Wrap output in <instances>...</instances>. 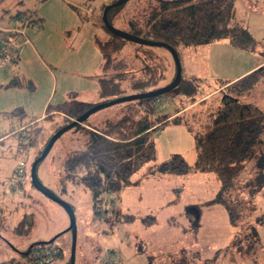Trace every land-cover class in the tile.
<instances>
[{
	"label": "rangeland",
	"instance_id": "1",
	"mask_svg": "<svg viewBox=\"0 0 264 264\" xmlns=\"http://www.w3.org/2000/svg\"><path fill=\"white\" fill-rule=\"evenodd\" d=\"M114 1L0 0V26H19L28 39L17 58L0 66V133L4 135L0 139V264H10L4 262L15 256L22 264H45L47 260L50 261L46 264H71L72 233L68 213L60 203L31 184L30 165L44 148L49 135L66 124L63 113L56 112L52 118H44L45 113L59 107L74 111L84 107L83 111H86L121 96L99 95V78L109 77L117 69L102 70L101 54L93 40L95 36L100 39L108 37L107 30L101 25V17L103 8ZM157 2L126 0L109 10V20L114 27L130 32L128 21L132 19L144 25L147 12ZM235 8L236 19L249 27L257 41L256 51L260 52L264 47V0H235ZM18 10L24 11L19 17L14 16ZM29 13V17L36 21L27 18ZM39 17L43 20L38 21ZM1 33H4L2 28ZM222 40L226 44L203 43L178 49L183 78L189 76L188 62L196 73L193 78L199 87L197 101L206 97L208 92L213 94L215 89L224 88L226 84L221 85L219 81L231 75L240 64L241 57L227 45L226 39ZM155 48L167 57L166 77L154 86H147L146 91L166 85L175 74L173 59L166 49L161 46ZM117 57L125 64L117 70L126 72L122 95L140 92L129 86L132 78L139 75L142 65L138 44L123 41ZM11 81L15 84H10ZM262 82L239 98L264 109ZM178 85L161 97L150 99L152 109L155 114H168L175 108L190 106L188 111L182 114L181 120L170 121L156 132L155 159L131 176L140 177L139 182L124 189L117 197L109 193L103 196L99 203L101 217L93 214L88 188L71 182L65 188L61 186L65 180H62V173L66 155L86 145L84 127L75 125L64 131L39 162L37 174L42 183L74 210L75 264H176L184 251L187 263L201 264L202 260L212 258L218 250L224 249L235 233L239 232L238 238L248 233V223L255 227L256 236L252 233V237H248L250 242H240L241 251H237L235 246L228 248L217 256L215 263L264 264L263 193L254 196L255 208L250 212L251 216L241 219L236 226L229 222L222 204L203 205L200 225L192 230L189 229L188 217L183 213L184 206L213 198L220 189L215 175L190 168L186 173H166L160 180L150 179L152 174L159 173L157 166L175 153L181 154L189 165L195 159L193 133L186 126L184 117L189 112L187 120L199 130L205 120V109L199 103L194 106L188 104ZM127 102L98 109L83 122L100 127L107 119H115L123 113ZM32 120H38L41 126V131L34 138L36 131ZM260 140L263 144L254 147L256 153L247 162L242 180L253 175L255 161L260 165L264 162V131ZM21 161L24 162L22 168ZM12 176H16L15 182ZM233 194L248 197L245 190L233 191ZM120 213L132 214L134 218L128 221L118 218ZM23 214H28L24 219L26 222L32 221L27 232L23 224L21 231L14 227ZM144 216H152L155 220L144 223ZM171 217L175 223L169 221ZM48 240L52 241L51 245L41 243L31 247L32 257H24L17 252L32 242ZM53 246L59 247L62 255L51 260L53 251L50 248ZM195 251L199 253L198 258L192 254ZM34 256L37 259H33Z\"/></svg>",
	"mask_w": 264,
	"mask_h": 264
},
{
	"label": "trees",
	"instance_id": "2",
	"mask_svg": "<svg viewBox=\"0 0 264 264\" xmlns=\"http://www.w3.org/2000/svg\"><path fill=\"white\" fill-rule=\"evenodd\" d=\"M23 11L18 10L14 15L19 17ZM30 13L27 18L30 21H36L29 17ZM40 20L43 18L39 17L38 21ZM101 25L105 28L102 19ZM128 26L131 33L170 44L177 52L180 47L219 39H227L232 46L245 50H255L258 46L250 31L235 21V0H158L157 4L147 12L144 25L130 19ZM107 33L108 37L105 39L94 37V42L102 56L101 68L104 72L113 68L118 70L125 65L123 60L117 57L125 39L108 30ZM138 47L142 65L139 75L132 78L129 86L137 91H146L147 86H154L165 79L168 62L167 57L156 50V46L138 44ZM166 51L172 58L170 52L167 49ZM260 53L264 57V47L260 49ZM117 70L109 77L99 78V95H122L124 90L122 82L126 72ZM219 82L221 85L226 84L225 87L221 90L218 87L219 89H215L213 94L197 101L198 82L195 78L185 79L181 76L178 86L181 93L187 97L188 104L196 102L205 109V120L199 130L193 128V124L187 120L189 112L184 117L186 126L193 133L195 159L193 164L189 165L181 154L175 153L156 168L160 173L169 174L186 173L193 168L200 172H212L219 181L220 189L213 198L202 203H188L184 206L183 213L188 217L189 229L192 230L200 225L203 205L222 204L227 210L229 222L236 226L243 218L251 216L250 212L255 208L252 202L254 196L259 193L264 195V162L260 165L255 161L253 175L242 180L244 179L242 173L246 169L247 162L252 160L256 153L254 147H260L263 144L260 137L264 131V109L256 103L239 98L241 94L249 92L258 83H264V63L236 80L230 82L220 80ZM10 84L15 83L11 81ZM162 95L127 102V108L123 113L115 119H107L100 127L89 126L87 123L85 125V121L83 124L76 125L84 127L87 141L83 149L71 151L66 155L62 173L64 177L62 180H65L62 181L61 186L65 188L71 182L88 188L95 216L101 217L99 203L105 194L109 193L112 197H117L131 184V175L144 164L155 159L156 132L170 121L181 120L182 114L188 111L185 109L171 117L169 114H155L149 100H155ZM83 110H85L84 107L77 108L76 111L59 107L45 113L44 118H52L56 112H60L66 117L65 123H68ZM32 121L36 131L34 138L41 131V126L38 120ZM3 137L4 135L0 133V139ZM241 190L247 192V198L233 194V191ZM26 216L28 214H23L14 226L17 231H21L22 224L25 232L30 230L32 221L26 222L24 220ZM118 218L128 221L134 216L120 213ZM154 220L152 216L142 217L144 223H152ZM169 221L175 223L173 217ZM247 229L248 233H245L242 238H238L239 232L235 233L224 249L218 250L212 258L202 260L201 264H216L217 256L230 247L235 246L237 251H241L239 243L243 240L248 243L250 242L248 237L256 236L253 224L248 223ZM52 241H36L33 242L32 247L35 248V245L41 243L51 245ZM50 249L53 251L51 260L62 255L59 247L53 246ZM184 252L176 260V264H189ZM192 254L195 258L199 257L197 251ZM34 257L33 259H37L36 256ZM47 261L46 263L50 260ZM6 262L22 264L11 260L4 263Z\"/></svg>",
	"mask_w": 264,
	"mask_h": 264
},
{
	"label": "water",
	"instance_id": "3",
	"mask_svg": "<svg viewBox=\"0 0 264 264\" xmlns=\"http://www.w3.org/2000/svg\"><path fill=\"white\" fill-rule=\"evenodd\" d=\"M126 0H116L110 4H107L102 11V22L105 26V28L112 34L123 38L125 40L128 41H132L138 44H142V45H149V46H161L166 48L173 59L174 62V67H175V74L174 77L172 78V80H170V82H168L166 85L158 87V88H154L152 90H147V91H140V92H136V93H132V94H127V95H121L118 96L116 98H113L107 102L104 103H100L97 104L89 109H87L86 111H83L81 114H79L77 117L72 118V120L68 123H66L65 125H63L62 127H60L58 130H56L47 140L44 148L42 149L41 153L35 157V159L32 161L31 165H30V181L31 184L38 190L40 191L42 194L46 195L47 197L51 198L52 200L60 203L65 210L68 213L69 219H70V225H69V229L71 230L72 233V243H71V254H70V263L71 264H75L74 263V254H75V241H76V220H75V213L74 210L72 208V206L66 202L65 200H63L62 198H60L55 192H53L50 188H48L47 186H45L42 181L40 180L38 174H37V166L39 164V162L45 158V156L48 154L49 150L51 149L53 143L55 142V140L67 129L77 125L78 123H82L92 112L101 109L105 106L108 105H112L118 102H122V101H131V100H135V99H143V98H150V97H156L159 95H162L168 91H170L171 89H173L175 86H177L181 80V76H182V68H181V62L179 59V55L178 52L176 51L175 48H173L170 44H167L165 42L162 41H157V40H151L148 38H144L142 36L133 34L131 32H127V31H123L120 30L116 27H114L112 25V23L110 22L109 18H108V12L112 7L118 6L122 3H124Z\"/></svg>",
	"mask_w": 264,
	"mask_h": 264
},
{
	"label": "crops",
	"instance_id": "4",
	"mask_svg": "<svg viewBox=\"0 0 264 264\" xmlns=\"http://www.w3.org/2000/svg\"><path fill=\"white\" fill-rule=\"evenodd\" d=\"M15 16V15H14ZM235 21L237 22V23H239L238 22V20L236 19V8H235ZM239 24H241V23H239ZM242 26H244V27H246L248 30H249V27L248 26H245L244 24H241ZM2 28V30H4V29H6V28H8V27H2V26H0V29ZM250 31V30H249ZM250 33H252L251 31H250ZM94 40V39H93ZM222 41V42H218V41ZM227 40V39H226ZM215 42H217V43H221V45H224V44H226V42H223V40L222 39H219V40H214V41H211V42H208V44H210V43H215ZM227 45L231 48V49H233V51L236 53V55L237 56H240L241 57V59L239 60V62H240V64H239V66H236L233 70H232V72H231V75H229V76H227V77H224V79H222V80H225V81H233V80H236L237 78H239V77H241L242 75H244V74H246L247 72H249V71H251V70H253V69H255L256 67H258V66H260L261 64H263L264 63V57L263 56H261V53L260 52H257L256 50L257 49H255V50H245V49H241V48H237V47H234V46H232L229 42H228V40H227ZM24 45V44H23ZM97 46V45H96ZM188 47V46H187ZM187 47H184V48H187ZM232 47H234V48H232ZM22 48V47H21ZM260 51V50H259ZM256 53H258V54H256ZM101 54V53H100ZM101 58H102V56H101ZM187 68H188V70H189V76H188V78H193L194 77V75L196 74L195 72H194V70L192 69V67H191V62H188L187 63ZM264 84V83H263ZM211 92H213V91H211ZM208 94H210V92H208L207 93V96H208ZM211 95V94H210ZM196 103V102H195ZM195 103H193V104H191L192 106H194V105H196ZM190 106H186V107H178V108H175L174 110H172L170 113H168L169 114V117H171V116H173V115H176V114H178V113H180L181 111H184L185 109H188ZM54 110V109H53ZM52 110V111H53ZM89 126H90V124H89ZM88 126V127H89ZM6 136V135H5ZM247 167V166H246ZM137 172V171H136ZM135 172V173H136ZM164 174H166V173H157L156 175L155 174H152V176H151V178L150 179H152V178H154V180H160L161 179V177H163V175ZM168 175H169V173H167ZM133 175V174H132ZM131 175V176H132ZM140 177H135V178H132V177H130V180H131V184L130 185H133V186H135L138 182H139V179ZM130 185H128L127 187H129ZM126 187V188H127ZM125 188V189H126ZM124 190V189H123Z\"/></svg>",
	"mask_w": 264,
	"mask_h": 264
},
{
	"label": "built area",
	"instance_id": "5",
	"mask_svg": "<svg viewBox=\"0 0 264 264\" xmlns=\"http://www.w3.org/2000/svg\"><path fill=\"white\" fill-rule=\"evenodd\" d=\"M0 35V66L17 58L23 44L28 42L24 31L19 27H11L3 30ZM24 162H20V168ZM21 171V170H20Z\"/></svg>",
	"mask_w": 264,
	"mask_h": 264
},
{
	"label": "flooded vegetation",
	"instance_id": "6",
	"mask_svg": "<svg viewBox=\"0 0 264 264\" xmlns=\"http://www.w3.org/2000/svg\"><path fill=\"white\" fill-rule=\"evenodd\" d=\"M14 175V174H12ZM16 176H12V179H13V182H15V178ZM33 243V242H32ZM30 243L29 245H27V247L24 249V250H17V252H19L20 255H23L24 257L26 256H30L32 257V251H31V247L33 246V244ZM24 253V254H23ZM44 253H42V256H43ZM18 257L15 256V257H10L8 260H11V261H14V262H19V260L17 259ZM6 260V261H8ZM11 264V263H10Z\"/></svg>",
	"mask_w": 264,
	"mask_h": 264
},
{
	"label": "bare ground",
	"instance_id": "7",
	"mask_svg": "<svg viewBox=\"0 0 264 264\" xmlns=\"http://www.w3.org/2000/svg\"><path fill=\"white\" fill-rule=\"evenodd\" d=\"M103 198V197H102ZM103 201V200H102Z\"/></svg>",
	"mask_w": 264,
	"mask_h": 264
}]
</instances>
